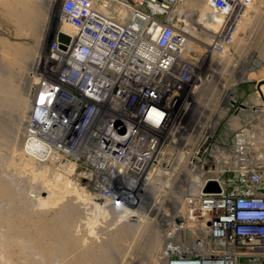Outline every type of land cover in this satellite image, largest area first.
Returning a JSON list of instances; mask_svg holds the SVG:
<instances>
[{
  "label": "built area",
  "instance_id": "2783aa9c",
  "mask_svg": "<svg viewBox=\"0 0 264 264\" xmlns=\"http://www.w3.org/2000/svg\"><path fill=\"white\" fill-rule=\"evenodd\" d=\"M182 1L60 0L70 42L53 34L35 66L25 136L97 201L133 206L149 185L126 190L124 176L188 166L194 182L159 195L161 263L264 262V108L238 92L259 64L242 52L251 0H205L216 31L191 25Z\"/></svg>",
  "mask_w": 264,
  "mask_h": 264
},
{
  "label": "rangeland",
  "instance_id": "374dc122",
  "mask_svg": "<svg viewBox=\"0 0 264 264\" xmlns=\"http://www.w3.org/2000/svg\"><path fill=\"white\" fill-rule=\"evenodd\" d=\"M31 1L36 17L33 16L31 25H21L0 0V68L7 72L9 86L15 93L12 98L16 102L17 98L24 100L21 98L26 95L23 79L34 74L38 57L51 41L60 19V0H57L53 14L47 10L44 0ZM193 3L206 6L205 0H183L180 7L188 15L190 24L197 26L199 20L196 10L199 6L193 7ZM251 4L247 20L240 27L242 31L248 29L245 32H251L250 41L242 47V52L246 59L253 55V58L259 60L258 67H253V64L250 68L257 71H252L247 78L259 80L264 94V0H251ZM201 44L203 45L200 42L197 44L200 52L204 50ZM250 85L251 82L240 85L239 94L244 97ZM11 102L12 99L3 102V111L0 110V179L8 184V193L0 196V264H70L75 256L83 250H90L96 242L103 246L105 262L87 257L83 264H162L163 251H159L157 247L161 239L157 236V231L147 234L144 247L138 244L141 239L139 235L134 245L130 244L133 238L129 240L132 228L123 219L139 204L127 211L119 209L115 203L97 201L85 188V180H81L74 170L68 172L65 169V162L26 155L23 145L27 142L25 126L31 102H17L20 103L19 106ZM60 177L70 184L60 181L57 188V179ZM192 179L194 178H190L189 182ZM74 183L78 184V192L82 198L75 195ZM133 200L137 203L149 202L146 193ZM65 202L68 203V214L73 217L70 235L59 234L64 245L59 246L56 240L46 238L40 231L49 230L48 221L57 214L56 206ZM95 204L103 206L102 210L96 209ZM152 219L151 225L155 226L156 220ZM54 231L60 233L59 229ZM115 237H120L121 240L118 242ZM75 240H78L77 245L72 248ZM192 244L196 245L194 241ZM240 263L264 264L262 260L249 258H241Z\"/></svg>",
  "mask_w": 264,
  "mask_h": 264
},
{
  "label": "bare ground",
  "instance_id": "6f19581e",
  "mask_svg": "<svg viewBox=\"0 0 264 264\" xmlns=\"http://www.w3.org/2000/svg\"><path fill=\"white\" fill-rule=\"evenodd\" d=\"M1 1H2V5L4 6V8L9 13H11V15H13L15 17L14 19H16L18 21V23H20L21 25H31L33 23V16L34 17H36V16H35V11L32 8V1L31 0H1ZM56 2H57V0H54V1L44 0V4L46 5L47 10H49L51 12V14L54 13ZM205 4H206V2H205ZM191 5H193V7H194L196 4L193 3ZM202 5H200V6L196 5V6H199L198 9L196 10L199 22L206 23V25H208L209 28L210 27L212 28V29L210 28L211 30L216 31L218 28L217 24L211 23V22L210 23L206 22L208 16H209V19H212L214 14H212L210 11H207V7H206L207 5L206 6L205 5L202 6ZM59 6H60V2H59ZM50 16L48 17V20L50 19ZM246 17H247V15H246ZM57 23L58 24H57V27L55 29V32L57 31V29H60L63 32L71 33L72 27L67 22H64L62 19H59V21ZM47 24H49L48 21H47ZM55 32H54V34H56ZM41 56L42 55H39L38 60L42 58ZM38 60H37V63H38ZM246 60L248 62L250 60V57H248ZM0 66H1V62H0ZM7 78H8V76H7L6 70L0 68V110H1L3 102L5 103L7 100L9 101L11 99H12L11 103L17 104V106H19V104L21 102L26 103L28 100H29V102L32 103L33 91H34V87L36 84V78H34V76H32V75L29 78H28V76L24 77L23 80L25 82L22 85L24 86V90H25L26 95L21 96V98H23L24 100H19L17 98V102H20V103H17L12 98V95L15 96V93H14L13 88L9 86V82H8ZM253 82H256V83L253 86L252 85L248 86V88L246 90L247 92L245 93L244 98L242 99L243 100L242 102H246V101L250 100L253 103L260 104L262 106V108H264V94L262 92L263 85L261 86L259 84L260 83L259 80H256V79H253ZM1 111H3V110H1ZM231 126H235V123H231ZM23 149H24L23 151H25L27 153L26 155H28V156H32L34 158H37V157L46 158V156L44 154H41V152L43 150L42 145L37 143L36 141H34V142L32 140L27 141L26 144L23 145ZM50 159L59 162L58 161L59 159H57V158L54 159L52 157ZM65 165H66L65 169L68 172H73V167H72L73 165L72 164L65 162ZM184 168H185V166H183L182 170H180V172H179L180 175L182 176V178L178 179L176 177L177 178L176 180L170 179L168 181L165 178H163L164 177L163 175L161 177V175H159V174H156V175L146 174L143 176L137 175V176H132V177H129V176L123 177V179L125 180V183L122 182V186L124 187L127 185L126 190L134 189V187H132V185L128 186V184H130V181H133L134 186L140 191H142L141 189L144 188V184L149 185V188L147 189L148 194L146 192L147 197L149 199V202L147 204L142 203V201H139V203L133 202L132 203L133 206H129V205L122 203V202L121 203H118V202L115 203L117 206H119V209L121 208L122 210H127V211H131L132 207H135L137 204H139L133 210V212L127 213L123 219L124 222L130 224L131 228H132L129 240L132 237L133 238H132V241L130 244L134 245V242L137 239V236L139 235L138 237H140L141 239H140V243H138V244H140V246L143 245V247H144L146 245L145 241L147 240V238H146L147 234L149 235L150 232L153 233V231H157V236L159 238H161L157 244V247H158L159 251H163L166 240L164 238L165 233L162 232V229L165 228V224L161 223V220L158 217L159 216L158 211L160 210V208L157 207L158 203H160V202H158L159 201V195H162L163 193L167 192L169 189L170 190L174 189L175 184L183 185V184L194 182V179H192V181L189 182L191 171L189 170L188 166H187V169L183 170ZM157 173H160V172L158 171ZM188 174H189V178L187 176ZM66 178H68V177H66ZM126 180H128V181H126ZM3 181H4L3 179L2 180L0 179V196H4L5 194L8 193V190L6 188L8 184H5L6 182L4 181L5 182L4 183ZM60 181H63V179L61 177L59 179H57V184H56L57 188L59 186V183H61ZM63 184L69 185L70 182L64 180ZM74 185H75L74 186L75 187V195L79 198H82L83 196L81 195V193L78 192L79 191L78 190L79 189L78 184L74 183ZM164 186H166L165 189H164ZM152 188H154V191L152 190ZM139 194L140 195H138V197L137 196L133 197V199L141 198L143 193H139ZM154 195L156 197H154ZM95 207H96V209L99 208L100 210H102V208H103V206L96 205V204H95ZM154 209H157V211H155ZM56 211H57V214L48 221L49 230L48 231L47 230H41L40 234L45 235L46 238H49L51 240H54V241L56 240L59 243V244L57 243L59 246H64L63 245V239L59 236V234L70 235V229H71L70 228V226H71L70 222H71L73 216L68 214V203L67 202H65L64 204H61V205H57ZM152 218H154L156 220L155 226L151 225V222L153 220ZM186 224H187V226H189L188 223H186ZM157 227L159 228L158 230H156ZM57 229L60 230V233L54 231ZM145 230H146V233H145ZM143 233H145V234H143ZM181 236H182V238H186V236H184L183 234H181ZM198 238L199 239L197 240V242L194 241L196 243V245H192V246L197 247V248L198 247L203 248L202 242H203V244L204 243L206 244L207 241L204 239L202 234H201V236L198 235ZM115 240L119 242L121 240V238L115 237ZM77 241L78 240L74 241L72 248L76 247ZM80 244H79V246H80ZM102 247L103 246L99 242H96L94 247H92L90 250H83L80 252V254L75 256L72 259V262L70 264H83V262L85 261V259L87 257L90 258L91 260H94V261L106 260V258L104 257L105 252H103ZM111 249H112V247H111ZM115 249H116V247H115ZM115 249L113 248V251H115ZM161 254H163V252H161ZM237 264H242V263H237Z\"/></svg>",
  "mask_w": 264,
  "mask_h": 264
},
{
  "label": "water",
  "instance_id": "95a60500",
  "mask_svg": "<svg viewBox=\"0 0 264 264\" xmlns=\"http://www.w3.org/2000/svg\"><path fill=\"white\" fill-rule=\"evenodd\" d=\"M56 33V40L57 42L60 43V47H64V45H68L70 42V36L63 32L60 29H57ZM206 191H211V192H215L218 191V186L215 182H209L206 187H205Z\"/></svg>",
  "mask_w": 264,
  "mask_h": 264
}]
</instances>
